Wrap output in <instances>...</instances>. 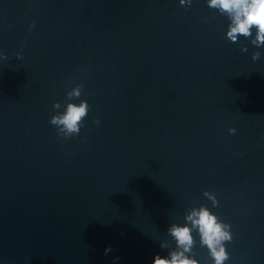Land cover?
<instances>
[{
    "label": "water",
    "instance_id": "obj_1",
    "mask_svg": "<svg viewBox=\"0 0 264 264\" xmlns=\"http://www.w3.org/2000/svg\"><path fill=\"white\" fill-rule=\"evenodd\" d=\"M225 24L205 0H0V264H151L199 204L232 225L226 264H264V48Z\"/></svg>",
    "mask_w": 264,
    "mask_h": 264
},
{
    "label": "clouds",
    "instance_id": "obj_2",
    "mask_svg": "<svg viewBox=\"0 0 264 264\" xmlns=\"http://www.w3.org/2000/svg\"><path fill=\"white\" fill-rule=\"evenodd\" d=\"M177 3L187 9L193 0H177ZM205 5L226 20L224 38L230 43L239 42L241 38L246 40L247 44L241 47V52H247L248 45H252L257 50L251 53V59L257 60L261 55L259 49L264 48V0H205ZM33 23H29L30 29ZM3 58L4 54L0 52V59ZM65 95L68 102L63 106L59 102L52 103V108L58 111L49 117L48 123L54 127L57 137L66 140L80 133L90 105L84 99L72 101L73 97H80V85L74 86ZM93 123L98 125L100 121L96 118ZM235 132L234 127L228 129L229 134ZM202 195L211 201L213 207L217 205L214 193L205 190ZM166 234L172 246L168 241H160L159 247L167 251L164 254L154 253L151 264H200L195 253L197 245L206 250L208 264H226L229 260L227 243L233 239L232 225L205 204L188 207L182 222H170ZM104 250L110 251L111 246Z\"/></svg>",
    "mask_w": 264,
    "mask_h": 264
}]
</instances>
